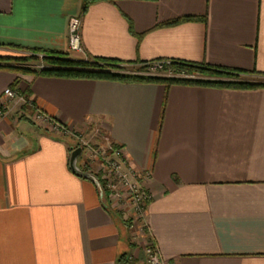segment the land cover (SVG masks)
<instances>
[{
	"label": "crops",
	"instance_id": "obj_1",
	"mask_svg": "<svg viewBox=\"0 0 264 264\" xmlns=\"http://www.w3.org/2000/svg\"><path fill=\"white\" fill-rule=\"evenodd\" d=\"M0 0V57L41 50L126 64L182 61L264 74V0ZM80 21L83 56L68 49ZM181 18H195L158 27ZM24 53V52H22ZM4 65V64H0ZM70 133L95 129L147 173L137 246L99 187L69 168L70 138L7 103L0 119V264H264V87L228 90L44 78L0 69ZM78 166V164H77ZM124 260V259H123ZM120 261V264H122Z\"/></svg>",
	"mask_w": 264,
	"mask_h": 264
},
{
	"label": "trees",
	"instance_id": "obj_2",
	"mask_svg": "<svg viewBox=\"0 0 264 264\" xmlns=\"http://www.w3.org/2000/svg\"><path fill=\"white\" fill-rule=\"evenodd\" d=\"M101 2L110 3L112 2V0H85L83 12L87 9L88 6ZM196 20L197 19L195 18H181L175 21L166 22L158 27H171ZM9 49L28 53L29 56H22L15 59L0 57V64L6 65V63H9L11 61H17L20 63L34 62L38 60V56L42 57L43 66L39 67V69L37 70L0 65V69H6L22 75L32 74L34 76L44 78L103 81L121 84H161L166 88L176 85L228 90H252L264 87V82L262 81L251 83L245 81L244 78H242H264V74H259L256 72L245 73L238 70L213 68L182 61H162L166 63L162 67L161 72L170 73L171 77L161 78L159 76L125 73L126 66H138L139 68L137 70L141 72L144 70H148L149 66L152 63L161 61L126 64L114 60L91 59L92 61L75 62L69 60L65 55L62 54L50 53L41 50H22L13 47H10ZM108 69L117 70V72H108ZM195 77H204L206 79H198ZM17 85L18 80L15 79L14 82L9 86V89L16 90ZM26 93H28V91L22 92V94ZM97 181L100 185V181L98 179ZM108 212L115 223H117L118 225L123 224V221L117 213L110 210H108ZM122 260V264L128 263V261L125 260V256H121L118 263L120 264V261Z\"/></svg>",
	"mask_w": 264,
	"mask_h": 264
},
{
	"label": "built area",
	"instance_id": "obj_3",
	"mask_svg": "<svg viewBox=\"0 0 264 264\" xmlns=\"http://www.w3.org/2000/svg\"><path fill=\"white\" fill-rule=\"evenodd\" d=\"M68 49L70 52L77 53L83 56L84 51L81 45L80 38V21L78 19H71L68 23ZM166 62L152 63L148 71H162V67ZM156 76L154 74H149ZM171 76V74H168ZM7 103H13L22 112L21 115L30 112L34 121L48 124L52 130L67 131L63 125L53 121L49 117L42 114L36 105L25 95L17 90L7 89L0 98V119L4 117L6 113ZM107 142L109 141L106 138ZM110 142V141H109ZM96 160H100L101 168L100 174V189L101 196L105 204V197L112 205L126 204L134 212L135 217L143 219L145 209L151 200V196L144 189L145 182L149 179L147 173L141 174L142 176L135 174L128 167L125 158L123 156V150L120 146L110 142L108 148L105 147L104 151H95L94 155ZM101 172V173H100ZM97 177V176H96ZM144 254L147 264H163L160 260L158 251L156 248L148 243L144 248Z\"/></svg>",
	"mask_w": 264,
	"mask_h": 264
},
{
	"label": "rangeland",
	"instance_id": "obj_4",
	"mask_svg": "<svg viewBox=\"0 0 264 264\" xmlns=\"http://www.w3.org/2000/svg\"><path fill=\"white\" fill-rule=\"evenodd\" d=\"M8 58H19L22 56H29L28 53H22V52H13L10 55H8ZM83 62H87V61H92L89 58H84L82 59ZM5 65V64H4ZM5 66H11V67H18V68H25V69H32V70H37L39 69V67L43 66V62H42V57L38 56V60L34 61V62H28V63H20L17 61H11L9 63H6ZM139 67L138 66H126L125 67V73L126 74H138V75H149V74H154L156 76H159L161 78L164 77H171L168 76V74L170 73H163V72H159V71H148V70H144L139 72L137 69ZM108 72H117V70H113V69H108ZM198 79H206L204 77H195ZM244 78L245 81L254 83V82H264V78H256V77H242ZM25 115H27L30 119V123L33 125H36L37 127H39V129H45L46 131L52 133V134H57L61 137H65V138H70L71 140V144H72V151H74L77 148L81 149V155L78 158L77 164L79 169L86 173L91 175L92 177H95L96 179L99 180L100 178V174L99 170L101 168V163L100 160H96L94 155L95 151H104L105 147L108 148L110 142L106 140V138L104 136H102L100 133H98L95 129H93V127L91 129H87L85 134H79V133H70L69 130H67V128L65 126V129L67 131H63V130H52L50 129L48 124L45 123H40L39 121H34L32 118L33 115L31 116L30 112L25 113ZM101 173V172H100ZM135 174H138L140 176H142L141 174H143V172H134ZM97 176V177H96ZM100 181V180H99ZM105 205L107 206L108 210L117 213L121 220L123 221L121 225L122 228H125L126 230V235H127V240L130 242V244H133L135 246H137L138 244V239H137V228H140V223L142 221L137 217H135L136 215L134 214V212L130 209V207L126 204L123 205H115V204H110L108 202V199L105 197ZM135 215V216H134ZM144 249V248H143ZM144 251V250H143ZM142 264H147L146 262V258L143 259Z\"/></svg>",
	"mask_w": 264,
	"mask_h": 264
},
{
	"label": "water",
	"instance_id": "obj_5",
	"mask_svg": "<svg viewBox=\"0 0 264 264\" xmlns=\"http://www.w3.org/2000/svg\"><path fill=\"white\" fill-rule=\"evenodd\" d=\"M81 152L82 151H81L80 148H77V149H75L74 151L71 152L70 159H69V168H70V170L77 177L83 178V179L92 180L97 186H99L97 181H96V179L94 177H92L89 174H86V173L82 172L79 169V167L77 166V161H78L79 156L81 155Z\"/></svg>",
	"mask_w": 264,
	"mask_h": 264
}]
</instances>
